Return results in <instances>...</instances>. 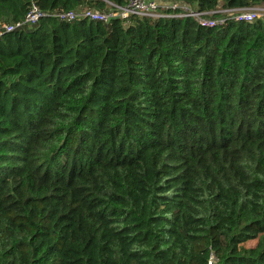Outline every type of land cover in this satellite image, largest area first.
<instances>
[{
    "label": "trees",
    "instance_id": "trees-1",
    "mask_svg": "<svg viewBox=\"0 0 264 264\" xmlns=\"http://www.w3.org/2000/svg\"><path fill=\"white\" fill-rule=\"evenodd\" d=\"M34 1L0 35V264H264V18ZM30 2L0 0V24Z\"/></svg>",
    "mask_w": 264,
    "mask_h": 264
},
{
    "label": "built area",
    "instance_id": "built-area-1",
    "mask_svg": "<svg viewBox=\"0 0 264 264\" xmlns=\"http://www.w3.org/2000/svg\"><path fill=\"white\" fill-rule=\"evenodd\" d=\"M106 10H98L93 7H78L67 11H60L57 15L61 19L73 20L86 18L93 21L108 22L113 18H126L129 15L140 17H192L203 26H213L224 23L227 19L250 22L256 18H264V3L247 6L243 8L220 9L223 14L211 16L216 10L200 9L196 2L184 0H127L123 5L108 3ZM47 12L39 8L34 0H31L28 10L22 19L12 23L0 24V35L4 31H10L17 27L33 24L38 19L46 15Z\"/></svg>",
    "mask_w": 264,
    "mask_h": 264
},
{
    "label": "rangeland",
    "instance_id": "rangeland-1",
    "mask_svg": "<svg viewBox=\"0 0 264 264\" xmlns=\"http://www.w3.org/2000/svg\"><path fill=\"white\" fill-rule=\"evenodd\" d=\"M254 240H252L250 243H253Z\"/></svg>",
    "mask_w": 264,
    "mask_h": 264
}]
</instances>
